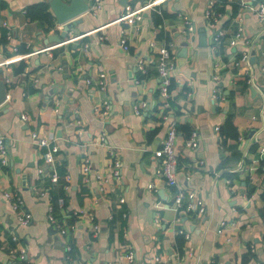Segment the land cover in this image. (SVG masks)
<instances>
[{
    "label": "crops",
    "instance_id": "0c3cea01",
    "mask_svg": "<svg viewBox=\"0 0 264 264\" xmlns=\"http://www.w3.org/2000/svg\"><path fill=\"white\" fill-rule=\"evenodd\" d=\"M3 1L0 38L2 28L12 36L0 41V61L12 54L11 45L21 58L0 64L7 87L0 133L8 147L7 161L0 162V264H21L20 250L27 264H241L247 253L252 256L245 264H264V22L254 9L232 13L227 0L216 28L204 15L209 0H165L160 12L147 9L131 25L116 19L126 3L145 0H102L75 16L80 21L56 42L48 36L59 35L62 24H54L47 0ZM40 2H47L49 20L27 14L28 6ZM238 26L242 37L231 44ZM218 28L223 35L216 42ZM162 44L174 55L168 106L159 95L155 66ZM246 47L254 49L253 60L250 54L249 63L236 64ZM101 71L104 88L96 82ZM249 72L263 95L247 82ZM166 113L178 129L176 186L203 200L202 214L180 216L173 203L176 186L155 174L154 150L165 135ZM229 115L237 134L221 143L219 126ZM32 130L57 145L55 165L66 170L63 186L51 181L45 148L33 141ZM111 148L121 162L119 177L112 173ZM150 181L156 190L148 188ZM59 189L62 206L54 197ZM6 191L21 203L15 206ZM49 201L64 228L60 234L48 221ZM25 211L31 217L19 223ZM178 234L184 236L182 251ZM129 249L132 260L125 256Z\"/></svg>",
    "mask_w": 264,
    "mask_h": 264
},
{
    "label": "built area",
    "instance_id": "2783aa9c",
    "mask_svg": "<svg viewBox=\"0 0 264 264\" xmlns=\"http://www.w3.org/2000/svg\"><path fill=\"white\" fill-rule=\"evenodd\" d=\"M102 0H92L91 6L93 8H98L101 6ZM165 0H145L142 3L138 5H132L129 3H126L124 5V8L120 14V16L116 20H126L131 25H136L138 21H140L143 17V12L147 9H155L158 12H160V4L164 2ZM239 3L238 10L242 9L243 7H249L251 9H254L257 18L259 21L264 22V0H235ZM217 4H219V0H209L208 4L205 8L204 15L207 18V22L209 26L212 27H218V23L221 20V10L219 11L217 9ZM185 21L187 20V15L180 14ZM220 27V26H219ZM187 29L191 30L192 26L187 24ZM223 35V30L221 28H218L215 31L214 39L216 42H219L220 37ZM12 36V33L10 30L6 31V38L10 39ZM242 37V28L238 26L236 30L234 31L233 35L230 37V43L234 44L238 39ZM9 41V40H8ZM122 46L124 48H127V44L125 43V38L122 37L120 40ZM151 46H154V42H150ZM10 50H12V54L8 55L4 60L0 61V64L2 63H10L12 61H16L17 59L21 58L20 54L15 53L16 47L14 45L9 46ZM46 49L49 48L45 47ZM157 49V57H156V75L159 80V95L163 99V106L169 105V98L171 95V83H172V77H171V70L174 66V55L171 53V51L168 49L167 45H159L156 47ZM249 56H250V48L246 47L241 51L240 57L237 59L236 64L240 62H246L249 63ZM137 68L140 70L144 69L143 61L139 60L137 64ZM261 69L264 71V65H262ZM247 77V82L255 88H257L260 93L263 95L261 90L258 88V86L255 84L252 74L249 72ZM106 73L104 71L99 72L98 77L96 79L97 84L100 88H104L106 85ZM216 78V76H214ZM214 93L216 94L217 88L214 89ZM107 101H103V106L107 107ZM141 105H144V102L141 103ZM135 112H140L138 107L134 108ZM105 112V111H103ZM264 95H263V104L260 108V116L263 119L264 117ZM27 114L22 113L21 118L27 119ZM162 119L166 120V131L165 135L161 140L160 145L154 150V156L157 158L158 165L155 169V174L158 178H160L166 185L169 186H176L177 184V164H178V158L176 153L174 152V145L175 141L178 135V129L176 126V123L173 120L168 119V114H162ZM168 119V120H167ZM30 136L33 139V141L41 147H44L45 149L42 152V156L44 161L49 165L50 167V179L52 182H56L59 175L56 170L55 160H54V154L57 151L58 147L57 145L50 142L49 139H47L44 136L38 135L36 130H32L30 132ZM197 139V132L193 130L188 138V143L193 146L196 143ZM264 152V147H261V153ZM7 153H8V147L5 143V137L0 133V162L5 163L7 161ZM108 158L111 162V169L113 175L116 177L120 176V165L121 162L117 156V153L114 149L109 150ZM262 164H264V157L261 158ZM90 167V160L85 157L82 162V170L88 171ZM39 171H42V168H39ZM148 188L151 190H156L157 186L154 181H150L147 184ZM36 193L39 195L45 194V192L39 188H37ZM6 196H15V206L19 205L21 203L20 196H18L14 192L6 191ZM173 203L175 205V208L179 210V208H184L186 211L192 213H200L202 214L205 211V204L201 198H197L193 192L186 191L185 188H179L176 186V190L173 194ZM57 203L59 206H62L64 203V198L62 196H59L57 198ZM31 217V214L29 212H23L18 216V222L19 223H27ZM47 218L52 228L56 230L59 234L64 232V228L57 222V219L53 213V206L52 203L49 201L48 208H47ZM223 223V222H222ZM221 223V224H222ZM182 232L185 237H188V233L183 232L182 229L178 228V232ZM222 228L217 227L216 232L221 233ZM70 246L67 245V249H69ZM125 256L128 260L133 259V251L129 249ZM21 264H27L25 259V254L23 250H20L18 255Z\"/></svg>",
    "mask_w": 264,
    "mask_h": 264
},
{
    "label": "trees",
    "instance_id": "16d2710c",
    "mask_svg": "<svg viewBox=\"0 0 264 264\" xmlns=\"http://www.w3.org/2000/svg\"><path fill=\"white\" fill-rule=\"evenodd\" d=\"M226 1L227 0H219V4H217V9L219 11L224 9V4L227 3ZM229 3H230L231 8H232L231 12L235 13L237 11V9L239 8V3L237 1H235V0H232ZM5 4H6L5 1L0 0V8L4 7ZM47 9H48L47 2H40V3L28 6L26 12L31 18H39L41 20H49L50 19V14H49V11ZM6 31H7L6 28H2V35H1L0 41L3 44H6L7 40H8L6 38ZM24 65H25V63L23 61H21L20 65H19V68L22 69L24 67ZM17 69L18 68H15V70H17ZM174 84H175L174 82L171 84L170 89L174 86ZM170 103H171V101H170ZM171 105H172V103H171ZM236 134H237L236 129H235V127H234V125H233V123L231 121L230 115H229L226 118L225 122L221 126H219V137H220L221 143L225 142L227 137H233V136H236ZM56 170H57L58 175H59V178H58V181L56 182V184L60 183L61 186H63L64 181H62V178L65 175L66 170H65V168H64V166L62 164L61 165H57L56 166ZM230 175H232V174H229V177H230ZM54 194H55L54 197H56L58 194H60V189H59V193H57L55 191ZM58 197L59 196L56 197V202H57V198ZM261 197L264 200V190L261 192ZM184 212L188 213V211H186L184 208H179L178 213H179L180 216ZM261 213L264 216V208L261 209ZM176 242H177L179 250H181L183 242H184L183 234H178L177 235ZM250 256H252V253L245 254L241 264H245L247 262V260H248V257H250Z\"/></svg>",
    "mask_w": 264,
    "mask_h": 264
},
{
    "label": "water",
    "instance_id": "95a60500",
    "mask_svg": "<svg viewBox=\"0 0 264 264\" xmlns=\"http://www.w3.org/2000/svg\"><path fill=\"white\" fill-rule=\"evenodd\" d=\"M51 11L54 14V24H62V30L60 34H53V36H48V41H62V37L72 29V27L80 21L81 18H74L78 14L86 11L92 0H47ZM203 37V34L199 35ZM254 49L251 50L250 59L254 58ZM7 97V87L3 79H0V104ZM264 114V112H263ZM175 206V205H174Z\"/></svg>",
    "mask_w": 264,
    "mask_h": 264
}]
</instances>
